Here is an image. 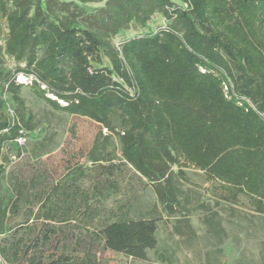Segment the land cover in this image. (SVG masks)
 I'll list each match as a JSON object with an SVG mask.
<instances>
[{"label":"trees","instance_id":"1","mask_svg":"<svg viewBox=\"0 0 264 264\" xmlns=\"http://www.w3.org/2000/svg\"><path fill=\"white\" fill-rule=\"evenodd\" d=\"M182 2L0 0V90L22 109L16 118L0 109V177L5 143L32 127L16 80L24 73L55 109L116 131L122 159L107 165L110 172L130 165L162 196L165 175L191 182L185 168L192 167L227 197L249 196L264 214V0ZM156 12L166 25L111 41L132 23L148 25ZM11 61L15 68L6 71ZM82 176L76 166L72 177ZM15 190L11 205H0L1 251L12 264H86L81 249L146 259L157 246L156 218L94 226L100 184L91 194L75 181L46 192L18 181ZM69 197L63 206L54 199Z\"/></svg>","mask_w":264,"mask_h":264},{"label":"rangeland","instance_id":"2","mask_svg":"<svg viewBox=\"0 0 264 264\" xmlns=\"http://www.w3.org/2000/svg\"><path fill=\"white\" fill-rule=\"evenodd\" d=\"M174 1L184 5L182 0ZM103 4L89 3L86 8L92 11ZM167 23L162 12H156L148 25L132 23L114 35L111 41L119 44L126 37L140 35L148 28L156 29ZM107 63L104 56L101 64ZM5 67L6 71L15 68L13 61ZM32 79L24 73L16 76V80L24 84L20 90L26 106L24 118L32 127L25 128L22 137L6 142L3 148L2 208L9 207L16 197L18 181L26 183L28 189L43 192L57 182L71 184L75 181L90 194L94 186L100 184L103 200L96 204L98 218L94 226L100 227L110 219L156 218L158 243L155 248L147 250L146 259L108 249H93L90 253L81 249L79 257L86 258V264H264V214L256 210L249 196L227 197L218 181L209 180L203 171L192 167L185 168L191 182L175 174L167 181L168 175H165L161 179L162 196L130 165L116 167L110 172L107 165L120 164L122 159L116 131L87 116L55 109L34 92ZM0 109L7 110L12 118L22 112L12 93L4 90H0ZM76 166L82 167L84 176L72 177ZM172 169L178 171L176 165ZM54 199L62 206L64 202L72 201L70 197L65 201ZM39 206L34 205V209L38 210ZM14 218L13 221L21 216ZM4 235L0 233L1 254Z\"/></svg>","mask_w":264,"mask_h":264},{"label":"built area","instance_id":"3","mask_svg":"<svg viewBox=\"0 0 264 264\" xmlns=\"http://www.w3.org/2000/svg\"><path fill=\"white\" fill-rule=\"evenodd\" d=\"M119 45V44H118ZM0 264H12L0 253Z\"/></svg>","mask_w":264,"mask_h":264},{"label":"bare ground","instance_id":"4","mask_svg":"<svg viewBox=\"0 0 264 264\" xmlns=\"http://www.w3.org/2000/svg\"><path fill=\"white\" fill-rule=\"evenodd\" d=\"M20 78H21V79H23V78H24V76H23V75H21V76H20Z\"/></svg>","mask_w":264,"mask_h":264}]
</instances>
